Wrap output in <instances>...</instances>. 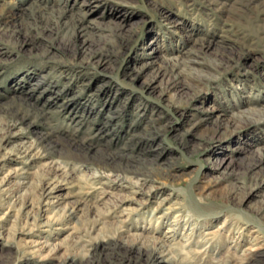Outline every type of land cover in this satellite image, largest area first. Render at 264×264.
<instances>
[{
	"label": "rangeland",
	"instance_id": "rangeland-1",
	"mask_svg": "<svg viewBox=\"0 0 264 264\" xmlns=\"http://www.w3.org/2000/svg\"><path fill=\"white\" fill-rule=\"evenodd\" d=\"M255 239L264 0H0V264H264Z\"/></svg>",
	"mask_w": 264,
	"mask_h": 264
},
{
	"label": "bare ground",
	"instance_id": "bare-ground-1",
	"mask_svg": "<svg viewBox=\"0 0 264 264\" xmlns=\"http://www.w3.org/2000/svg\"><path fill=\"white\" fill-rule=\"evenodd\" d=\"M52 203V202H51ZM161 203H158V205H160ZM47 206V205H46ZM49 208V207H47ZM123 219V218H122ZM173 230V227L172 226H167L166 228V232H171ZM214 231V230H213ZM212 233V231H207V233ZM172 233V232H171ZM170 235V234H169ZM210 235V234H209ZM167 238V237H166ZM158 245V246H157ZM115 246V249H118L121 251V249L124 251V252H131L135 249L136 253L139 255V257L142 256V249L141 247L139 246H126V247H123L120 243H115L114 244ZM113 246V247H114ZM164 246V247H163ZM166 246V247H165ZM168 246V247H167ZM98 247V246H97ZM93 248V247H92ZM170 245L168 244H164V243H157L156 245H153L152 248H150L148 250V253L147 255L145 256V260L147 263H151V264H175L172 260V257L170 255ZM91 249V248H90ZM247 251H258V252H262L264 253V241L259 243L258 242V239L254 240L253 243L250 245V246H247L246 247ZM199 254H201L202 256H205L206 255V250L205 249H200L197 251ZM172 253V252H171ZM252 254V253H251ZM255 255V254H254ZM173 256V255H172ZM217 257V256H216ZM137 258V257H136ZM122 260V259H121ZM212 263L213 264H222L220 263L219 261H217L218 259L216 258H212ZM71 261V260H70ZM80 261V260H79ZM72 262V261H71ZM121 262V261H120ZM210 262V261H209ZM230 264H241V262H232Z\"/></svg>",
	"mask_w": 264,
	"mask_h": 264
}]
</instances>
